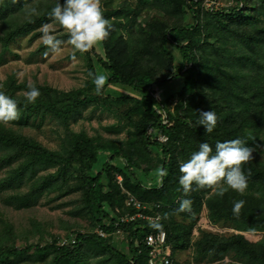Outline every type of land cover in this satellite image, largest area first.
I'll use <instances>...</instances> for the list:
<instances>
[{"label":"trees","instance_id":"16d2710c","mask_svg":"<svg viewBox=\"0 0 264 264\" xmlns=\"http://www.w3.org/2000/svg\"><path fill=\"white\" fill-rule=\"evenodd\" d=\"M101 2L113 27L84 53L89 72L97 74L93 56L108 74L100 94L91 77L83 88L67 91L34 84L41 94L29 104L24 93L30 85L16 83L12 76L0 82V91L15 98L19 110L18 119L0 122V202L20 210L51 193L53 200L73 194L72 214L88 228L23 246L11 235L10 247L0 244V264H149L144 239L157 231L166 232L171 264H188L176 257L187 249L194 264H264V236L252 235L264 233V0H213L208 6L206 0ZM54 3L0 0V58L19 37L29 35L32 42L42 36L43 24H55L48 16ZM141 15L144 27L136 29ZM54 33L67 40L61 26ZM45 48L42 44L38 50ZM174 54L179 59L170 64ZM178 79L179 88L159 96L161 87ZM106 84L128 86L135 94L106 95ZM88 105L111 112L121 108L119 126L128 127V136L120 140L74 131L70 121ZM209 109L218 119L206 133L196 120L199 111ZM45 119L60 129L57 149L18 131ZM106 129L119 131L117 125ZM236 137L254 149L242 165L247 190L228 189L219 196L214 187H205L183 193L177 182L179 161L199 142L214 146ZM161 167L168 169L163 178ZM185 195L190 210L177 211ZM241 199L245 203L234 214L233 203ZM145 217H159L163 228H151ZM205 222L234 232L206 231L201 228ZM5 224L7 232L10 225ZM194 231L198 236L192 240ZM63 238L68 242L60 245Z\"/></svg>","mask_w":264,"mask_h":264},{"label":"rangeland","instance_id":"374dc122","mask_svg":"<svg viewBox=\"0 0 264 264\" xmlns=\"http://www.w3.org/2000/svg\"><path fill=\"white\" fill-rule=\"evenodd\" d=\"M131 1V0H128ZM213 0H206L207 6L211 5ZM121 0H114L113 4H118ZM223 3V2H220ZM143 13V12H142ZM151 10L149 13L152 14ZM141 15L137 20L136 29L144 27L143 17ZM50 31L56 32L58 25L50 23ZM56 35V33H54ZM42 36L36 38L32 42L29 41V35L19 37L15 42L10 45L9 52H6L0 58V82L5 81L8 77L12 76L16 83L25 82L27 85L32 84H48L60 90H72L81 89L86 83L90 81L88 75V65L86 64L84 53L73 52V49L67 43H64L59 51L45 52L38 50L43 44ZM66 41V40H65ZM175 55V60H169V63L176 64L179 56ZM92 60L95 65L97 74H106L101 66L95 62L94 57ZM107 79L105 80V83ZM182 84V79L173 80L161 87L158 91L159 96H166L170 90H176ZM176 86V88H174ZM104 93L120 96L127 94H135V92L128 86L119 84H106ZM94 105H88L84 108L80 115L74 120L70 121V126L74 131L83 129L88 135H95L100 133L103 137H118L120 140L125 139L128 136V127H120L121 122L119 121L118 110L112 107V112L103 110L102 108L94 109ZM115 110V112H113ZM33 125V126H32ZM30 126L18 129L14 125H9L14 129H18L23 134L33 137L38 142L42 143L49 149L58 148V133L56 132L58 126L48 119H45L41 125L35 122ZM110 125H117L119 131L117 134L110 133L106 129ZM60 130V129H59ZM59 132V131H58ZM60 133V132H59ZM164 137L161 139L164 141ZM256 154V153H255ZM258 158H262V153L256 155ZM144 161V159L142 160ZM144 166L148 169L150 165L143 162ZM140 172L141 176H144V172ZM149 172V171H148ZM2 171L0 172V176ZM22 189H25L23 186ZM51 193L46 196H42L31 208L15 210L13 208L5 207L0 202V217L6 219V221H0V244L9 246L11 243V235L16 238V245L23 246L26 242H38L42 243L50 241L53 237L64 236L70 234L74 230L86 231L88 223L81 217L72 214L75 206L76 195L70 194L63 196L59 199H52L54 196ZM206 210L204 209L201 213L202 217L205 218ZM5 223L9 224L10 230L3 231ZM202 229L213 233H220L224 235L232 234L234 231L231 227L221 225H211L207 222L201 224ZM11 232V234H9ZM261 238L264 233L252 234ZM117 236L123 237L122 234ZM198 236L196 231L192 234V240H195ZM62 240V239H61ZM176 257L179 261L193 263V253L190 249L177 252ZM226 260V259H225ZM228 260H226L227 262ZM20 264H32L28 261H22Z\"/></svg>","mask_w":264,"mask_h":264},{"label":"clouds","instance_id":"9594fccd","mask_svg":"<svg viewBox=\"0 0 264 264\" xmlns=\"http://www.w3.org/2000/svg\"><path fill=\"white\" fill-rule=\"evenodd\" d=\"M36 9H31L36 13ZM51 21L61 26L67 33V40L63 41L50 31V25L41 26L42 42L48 52L59 51L64 43L70 45L73 52L85 53L93 46L104 41L112 30V23L103 14L101 0H55L54 5L48 11ZM91 82L95 86L94 91L100 94L106 74L88 73ZM40 89L34 84L30 85L25 95L27 103H34L40 96ZM19 117V110L15 98L0 91V122H11ZM215 111L202 110L196 120L197 126H202L203 131L211 133L217 125ZM253 147L248 146L241 138L217 140L210 145L206 140L199 142L197 149L193 150L187 159L179 161L178 184L180 190L187 194L199 188L214 187L217 195L223 196L228 189L238 193H244L248 188V175L242 165L252 159ZM168 174V169L161 167L158 175L163 178ZM257 196L261 193L257 192ZM244 200L233 203L232 211L238 214L244 205ZM191 207V199L186 195L180 199L177 211H188ZM154 229H162V223L153 220L149 225Z\"/></svg>","mask_w":264,"mask_h":264},{"label":"built area","instance_id":"2783aa9c","mask_svg":"<svg viewBox=\"0 0 264 264\" xmlns=\"http://www.w3.org/2000/svg\"><path fill=\"white\" fill-rule=\"evenodd\" d=\"M138 208V205H135ZM136 216H141L140 213ZM143 217V216H142ZM149 222L158 221L159 217H145ZM101 234V233H100ZM102 235V234H101ZM66 239L60 240V245L66 244ZM145 245L149 248L148 263L149 264H171L170 253L171 248L167 243L165 231H157L148 233L144 239Z\"/></svg>","mask_w":264,"mask_h":264}]
</instances>
